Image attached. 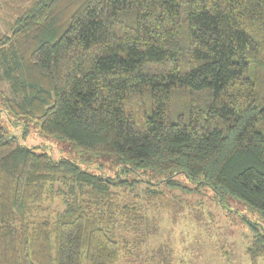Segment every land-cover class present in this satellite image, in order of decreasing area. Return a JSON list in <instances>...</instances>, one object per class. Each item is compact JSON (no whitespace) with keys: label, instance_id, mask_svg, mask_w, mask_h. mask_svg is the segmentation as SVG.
<instances>
[{"label":"trees","instance_id":"16d2710c","mask_svg":"<svg viewBox=\"0 0 264 264\" xmlns=\"http://www.w3.org/2000/svg\"><path fill=\"white\" fill-rule=\"evenodd\" d=\"M0 16V81L18 97L0 90L4 110L135 175L0 125V264H119L157 232L120 199L148 173L244 202L251 262L264 256V0H0Z\"/></svg>","mask_w":264,"mask_h":264},{"label":"rangeland","instance_id":"374dc122","mask_svg":"<svg viewBox=\"0 0 264 264\" xmlns=\"http://www.w3.org/2000/svg\"><path fill=\"white\" fill-rule=\"evenodd\" d=\"M8 30L9 25L0 16V35ZM3 70L1 67V75ZM0 90L18 99L9 80L0 81ZM0 125L21 144L39 145L53 158H68L82 168L111 178L135 177L131 172L123 175L124 168L114 156L81 152L72 142L41 134L34 123L27 127L22 122L16 124L12 115L4 110L1 100ZM168 176L144 174L146 179L155 183L154 186L144 183L134 191L122 194L121 204L135 205V209L138 208L150 220L151 226H157V232L141 247L126 248L127 252L122 253L125 257L119 264H254L247 251L253 234L245 217L257 218L248 206L233 197L220 202L207 185L185 192L182 187L196 186L184 174L171 177L179 188L168 187L166 181L159 182ZM53 208L58 210L62 205L58 201ZM256 264H264V256Z\"/></svg>","mask_w":264,"mask_h":264}]
</instances>
